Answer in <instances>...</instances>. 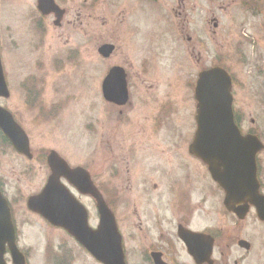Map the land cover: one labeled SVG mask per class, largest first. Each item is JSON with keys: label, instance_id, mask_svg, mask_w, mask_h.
<instances>
[{"label": "flooded vegetation", "instance_id": "af4514ba", "mask_svg": "<svg viewBox=\"0 0 264 264\" xmlns=\"http://www.w3.org/2000/svg\"><path fill=\"white\" fill-rule=\"evenodd\" d=\"M40 1L31 0L32 4L29 7L31 12L28 13V18L26 15V19L34 30V37L27 38L26 43L19 41V37L21 38L25 33L22 29L26 22L24 6L12 3L9 5L12 15L6 17L9 21L6 24V49L3 53L0 52L8 90V96L1 99L4 103L3 108L11 115L29 141L30 134L25 125L26 110L35 113L37 118L42 115L41 92L44 84L42 78L46 80L47 74L52 72V69L58 70V67H62L60 71L63 72L67 64L78 69L82 65L85 68L83 73L86 74L90 61L96 59L94 61L101 63L98 94L103 110L102 117L99 118L101 134L98 146L109 162L105 165L116 175L115 183L122 187L127 183L131 190L136 184L138 185V181H141L143 187L147 188L150 184L156 189L157 184L153 181L152 174L158 169L163 171L165 165H160L157 158L153 163L152 157L155 154L150 148L155 141L165 142L163 133L169 104L165 105L164 90L149 101L157 87L150 84V79L155 78L154 66H147L148 62H154L159 58L155 53V50H158L154 48V42L158 40L161 44L160 41L164 43L165 40V34L163 36L155 34L157 24L155 25L153 20L162 16L165 22V0H52L51 5L45 0L39 6ZM177 1L179 2L177 8L181 9V4L185 9L184 0ZM240 1L243 2V8L247 9V0ZM212 20L216 28L217 21L214 18ZM243 22L244 20L242 25ZM181 23V27L185 28L184 22ZM29 34L33 35V31L30 30ZM237 43V40L232 41V45ZM25 50L27 54L21 55V51L24 53ZM27 62L29 68L25 65ZM215 67L224 69L232 75L224 65H212L204 69L198 68L194 80L182 79L181 82L182 89L188 88L187 92L191 95L188 98V107L190 106V110L194 109L190 124L194 126L193 131L186 134L188 137L183 151L187 158L196 164L199 179L201 168L204 169V179L210 193L213 195L220 193L223 198L222 201H213L214 209L206 213L204 218L197 212L206 201H191L190 192L186 194L183 190V194L174 201H165L164 198L163 207L156 209L157 212L152 217L153 228L149 229V225L140 222V216L143 218L141 210L145 205L143 201H108L101 190L103 186L109 185L106 180L95 181L89 166L85 164L70 166L59 155L68 167L81 168L89 174L93 184L113 212L126 264H155L156 261L163 264H264V101L261 103V108H254L258 111H252L254 116L245 127V118L237 114L236 97L231 93L234 121L241 135L255 139L252 143L255 175L251 180L255 185V196L252 199L243 196L233 201H223L224 194L211 179L207 167L199 158L189 153L196 132L194 100L196 80L202 71ZM17 68L26 72L16 84L13 81L16 87H12V74L16 73ZM114 68L122 70L126 82L128 101L124 105L107 102L103 96L102 82ZM76 73L84 76L81 70ZM15 90L17 95L21 94L19 102L15 99ZM262 97L264 99V94ZM107 109L110 110L109 113ZM107 114H111V125L107 124ZM126 124L135 125L136 133L118 135L119 129ZM161 151L162 154L165 153V158L170 152L165 146ZM88 161L91 162V159L89 158ZM45 166L48 169L46 160ZM189 176L196 178L193 169ZM113 185L115 187L114 182ZM0 188L3 191L1 180ZM68 188L72 193L75 192L71 187ZM4 202L13 222L16 245H18L17 221L25 211L30 215L33 213L28 210V201ZM144 202L148 203V201ZM165 203L171 206L170 209L169 206L166 209L171 212L170 215L165 213ZM3 212L4 210L0 208V221ZM144 212H146L145 208ZM135 222L140 223L135 225ZM0 245V264H12L8 243L2 242ZM133 254L134 258L131 260ZM136 258L138 262L135 261Z\"/></svg>", "mask_w": 264, "mask_h": 264}, {"label": "rangeland", "instance_id": "374dc122", "mask_svg": "<svg viewBox=\"0 0 264 264\" xmlns=\"http://www.w3.org/2000/svg\"><path fill=\"white\" fill-rule=\"evenodd\" d=\"M11 3L22 4L26 13V22L22 26L25 33L19 37L20 43H26L34 37V30L26 19V15L28 18V13L31 12V0H0L2 53L6 49V24L9 22L6 17L12 15V9L9 10ZM242 3L240 0H184L185 9L181 4V9H178L177 0H165V22L162 16L153 19L155 25L157 24L155 34H165V40L164 43L160 41L161 44L158 40L154 42V48L158 50H155V53L159 58L148 62L147 67L154 66L153 77L157 78L156 81L155 78L150 79V84L157 89L153 91L149 101L164 90L165 105L169 104L163 133L165 142L155 141L150 148L156 155L152 157L153 163L157 158L160 165H165L163 171L158 169L152 174L153 181L157 184L156 189L150 184L147 188L143 187L141 181L131 190L127 183L122 187L115 183L116 175L105 165L109 162L98 146L101 134L99 118L102 117L103 111L98 94L101 63L94 59L90 61L86 74L83 73L85 68L82 65L78 69L67 64L63 72L60 71L62 67H58V70L52 69V72L47 74L46 80L42 78V115L37 118L36 114L26 107L25 125L30 134L33 154L31 160L15 153L0 136V180L7 200L26 201L29 196L40 191L49 174L43 157L48 151L55 150L70 166H89L95 181L106 180L109 185L102 187L100 184V187L108 201H143L145 205L141 210L143 218L140 216V222L149 225V229L152 227V217L157 212L155 210L163 207L164 198L165 201H174L183 194V190L186 194L190 192L191 201H206L197 212L204 218L206 213L214 209L213 201H222L223 198L220 193H210L204 179V169L201 168L199 179L196 164L190 161L183 151L188 137L186 134L193 131L190 124L194 109L190 110V106L188 107L190 94L187 92L188 88L182 89L181 82L182 79L194 80L198 68L224 65L234 79L237 114L244 116L245 127L249 125L250 118L254 116L252 111H258L254 108H261L264 101V0H247V9L243 8ZM213 18L217 21L216 28ZM181 22H184L185 28L181 27ZM30 30L33 31L31 36ZM233 40L238 43L232 45ZM26 54V50L24 53L21 51V55ZM153 56L155 57L154 53ZM25 65L29 68V62ZM80 70L84 76L76 73ZM25 72L17 68L16 73L12 74V87H16V81ZM14 95L19 102L21 94L17 95L15 90ZM3 104L0 100V105ZM107 112L110 110L107 109ZM107 118V124L111 125V114H107ZM135 128L133 124H126L119 129L118 135L136 133ZM109 134L113 135L111 132ZM188 140L190 141L189 138ZM164 146L170 151L166 158L165 153H161ZM89 158L91 162L88 161ZM191 169L195 171V179L189 176ZM123 171L121 168V172ZM75 194L88 211L89 224L95 227L98 220L93 201L88 196ZM219 205L218 203V212ZM168 206L169 204L165 203V213L170 215L171 212L166 210ZM140 222H135V225ZM17 227L18 246L27 254V264H97L63 230L50 226L35 215L25 211L17 221ZM133 258L134 254L131 260ZM135 261L138 262V259Z\"/></svg>", "mask_w": 264, "mask_h": 264}, {"label": "water", "instance_id": "95a60500", "mask_svg": "<svg viewBox=\"0 0 264 264\" xmlns=\"http://www.w3.org/2000/svg\"><path fill=\"white\" fill-rule=\"evenodd\" d=\"M44 1L41 0L39 6ZM48 1L51 5L52 0ZM116 88L119 90L116 91ZM102 90L104 98L109 102L124 104L127 100L123 77L119 75L118 69L109 73ZM230 91L231 80L223 70L214 68L199 75L195 88L197 132L190 146V153L207 164L212 178L225 191V201L235 200L236 189L247 191L244 179L250 175L252 177L254 163L251 139L242 138L234 125ZM7 96L0 63V97ZM0 130L17 152L30 156L25 135L1 108ZM47 163L51 175L42 192L28 199V209L41 215L50 225L66 231L98 263L124 264L113 215L87 174L81 170H70L54 153L48 156ZM60 177H64L81 194L88 195L95 201L99 216V224L95 230L88 225L85 208L60 184ZM0 208L4 210L0 221V244L8 243L13 263L23 264V258L15 248L11 217L1 194ZM155 264L161 263L157 261Z\"/></svg>", "mask_w": 264, "mask_h": 264}]
</instances>
